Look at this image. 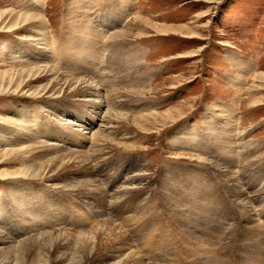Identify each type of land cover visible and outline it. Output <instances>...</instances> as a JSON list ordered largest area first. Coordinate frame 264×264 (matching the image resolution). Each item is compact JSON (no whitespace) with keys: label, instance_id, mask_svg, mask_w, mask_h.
Segmentation results:
<instances>
[{"label":"rangeland","instance_id":"374dc122","mask_svg":"<svg viewBox=\"0 0 264 264\" xmlns=\"http://www.w3.org/2000/svg\"><path fill=\"white\" fill-rule=\"evenodd\" d=\"M43 1L40 6L38 0H0V13L5 10L42 13L52 38L50 51L54 59L51 63L61 75L71 78L65 64L72 63L85 70L78 72L80 77L99 76L103 90L105 88L108 95L111 92L109 101L113 112L136 116L142 107L147 113L161 114L178 107L183 113L175 122H168L160 133L145 134L131 126H118L108 138L121 142L122 147L107 143V147L111 146L104 154L105 160L98 159L91 174V178L99 179L103 194L74 195L51 187L45 176L38 180L4 178V174H18L29 162L14 153L20 148L18 143L4 145L1 133H14L17 140L22 141L25 136L14 131H18L15 127L22 119L23 107H30L45 124L51 139L49 144L58 142L57 137L63 134L69 139L67 147L74 153L87 151L90 144L82 141L79 130L89 128L85 123H94L92 131L98 130L107 108L98 114L90 107L91 103L82 102L78 97L72 99L70 90L50 101L23 93L1 94L0 229L17 231L20 226H32L24 217L25 209L12 200L16 190L24 189L36 193L28 194L36 201L31 203V209L28 208L49 214L57 219L56 223H66L63 231L90 232L104 224L105 219L121 226L129 243L149 264H199L196 262L201 256L207 257V264H264V258L260 262L250 261L256 253L251 247L256 243L264 251V102L258 106L253 104L264 100V81L253 82L258 74L264 77V0ZM135 18L147 22V35L137 39L129 37L122 50L117 52L108 39L115 32L113 30L107 35L105 44L97 43L96 46L94 38H90L92 47L84 48L86 35L83 34L89 25L90 28L100 26L102 31L110 20L118 19L120 31L137 35L141 24ZM110 27L113 29L115 25ZM28 35H31L29 27L15 32L0 30V82L4 73H11L20 65L18 59L9 58L7 53L18 44L26 45L29 50L33 48L24 40ZM45 84L47 81L43 77L42 80L34 79L29 86L37 88ZM240 84L244 89L240 97H236L235 86ZM114 103L118 107L113 106ZM57 106L72 115H57L52 111ZM94 111L96 117H93ZM70 119L79 125H68L66 122ZM53 130L58 134L50 135ZM222 133L226 137L224 144L218 143L222 138L217 134ZM49 150L52 148L44 153L35 152L36 155L52 153ZM216 165L233 170L239 190L228 188L219 170L214 169ZM80 172L72 171L70 175L80 176ZM134 177H140L142 185H134L136 189L120 195L127 180ZM241 199L249 203L246 208L250 211L238 203ZM37 201L44 202L41 205ZM199 211L202 214L208 211L201 214L200 224L194 216L191 220L195 225L190 226L179 218L181 214L191 216ZM210 212L215 217L213 220L209 218ZM34 217L36 221L38 217ZM209 221L210 229L215 230L205 234L204 223ZM42 227L35 225L41 230V236L53 231L49 226ZM19 234L7 237L23 241V237H17ZM153 241L163 244L157 251L161 256L156 250L149 251L150 245L156 246ZM69 242V246L61 243L50 258L55 259L59 252H66L69 258L79 255L75 239ZM9 246L0 241V255L6 259L13 255L10 257L13 263L15 255ZM201 249L207 254L196 258L197 261L188 259L191 253H200ZM259 253L264 255L261 250ZM117 259V253L101 251L88 257L87 264H115Z\"/></svg>","mask_w":264,"mask_h":264},{"label":"bare ground","instance_id":"6f19581e","mask_svg":"<svg viewBox=\"0 0 264 264\" xmlns=\"http://www.w3.org/2000/svg\"><path fill=\"white\" fill-rule=\"evenodd\" d=\"M38 1H39V5L43 6L44 1L43 0H38ZM127 19H128V17H126L125 21ZM107 20L108 19L105 17L104 21H107ZM117 20H110L109 25L101 24L102 26L104 25V29L102 31L99 29L100 26L98 27L96 25L98 28H96V27L90 28L89 26H91V25H89V26L87 25L88 27H86V29H85L86 33L83 34V35H86V37L83 39V41H85V43L83 44V46L85 45L84 48L86 46H87V49H90L92 47V43H90V40H91L90 38H94L96 46L98 44L101 45L102 42H104V41L107 42L109 39V41L111 40V43L113 44L112 46H115L116 51L118 52V51L122 50V47L125 45L124 42H126V40L129 37H133V38L137 39V38H140V37L147 35V31H148L147 22H145L142 18L136 19L137 22H139L141 24V29L139 30V33H137V35H134L131 32H127V31H120L121 25L118 26L119 20L118 21ZM111 24L115 25V27L113 29L110 27ZM24 27H29L30 31H31V35L26 36L24 40L29 45H32L33 48H31L29 50L26 45L18 44L14 50L7 53L9 58L18 59L20 62V65H19V68L16 69L15 71H13L11 73H6V74L4 73V75L2 77V81L0 82V95L3 93H8V92H12V93H16V94L17 93H23V95H27L29 97H36L38 99H47L50 101V100H56V99L61 98V95H63L64 92H66V91L68 92L70 90L73 93V95L71 96L72 99L78 97V98H81L82 102L91 103L90 107L93 108L92 110H96V113L98 112V114H99L103 109H105V107L107 108V110H106L104 116L102 117V119H100L101 125L99 126L98 130H96L95 132L92 131V126H94V123H91V124L88 123L87 125L85 123V126H89V128H85L86 131L81 130V129L79 130V131H82V133L79 135L80 137H82V141L87 143V145H88V143L90 144L89 150L74 153L72 150H70L67 147L68 146L67 142H69V141H67L68 137L64 136L63 134L62 135L59 134L60 136H58L56 139V141H58L60 143L51 142V144H49L51 139H50V136L47 135L49 132L45 129V126H44L45 124H43L42 120L38 118L39 116H37V113L35 112L34 109H32L30 107H23L22 119L20 122H18L16 124V127H15V128H17L18 131H14V132L21 133L25 136L22 139V141H18L17 138L15 137L14 133L4 131L1 134H2V138H4V141H3L5 143L4 145L10 144V143H18L20 145V148H17V150L14 151V153L17 154L19 156V158L28 159L29 165L27 167H25V169L20 171L18 174H14V175L4 174L3 176H4V178H7V177L16 178L17 177V178L37 179V180L38 179H44L43 177L45 176V179H46V177L49 178V182L51 183L50 184L51 187H53L57 190H60L62 192H66V193H70V194H74V195H80V194H84V193H86V194H95V193L103 194L104 190L100 185L101 183L99 182V179L91 178V174L94 173L93 168H94V165L97 162H99L98 159L102 158L105 160L104 157H106V156H104V154L108 153V151H109L108 147L111 146V144L113 145V143H115L116 146L122 144L119 141L115 142V140L113 138H110V139L108 138L111 134L113 135V130H115L118 126L127 125L128 127L131 126L135 129H137L139 132H142L145 134L146 133L159 132L161 129H163L165 127V125H167L168 122H175L176 119L180 118V116L182 115L183 112L180 113V109L178 107L171 109L169 111L167 110L168 112L162 113V114H161V112L158 113V112H152V111L147 113V112H145L146 110H143L144 107H142V109H140L141 113H138L136 116H131L129 114L127 115V114H120L117 112H113V107L110 105V101H109L110 100L109 96L111 97V92H109V95H108L107 90H105V88H104V90L106 92L103 90L102 79H100L99 76L93 77L90 75H86V76L84 75V76L80 77V74L78 72L84 73L85 70L82 69L81 67H78L77 64L73 65L72 63L66 62L67 64H65V67L67 68L69 73L72 74L71 78H70V77H66V74H65V76L61 75L55 69V67L52 65L51 61L54 59L53 58L54 53L52 55L51 52H53V51H50L51 50V44H52V38L50 35V27H49L48 21H46V18L42 15L41 12H39V13H19L15 10H5L4 12L0 13V30H7V31L15 32V31H19L21 28H24ZM81 28H82V26H81ZM138 28H140V27H138ZM111 30H113L115 32H113L111 37L108 38L106 41L105 39L107 38V35L110 36ZM123 30H125V29H123ZM105 42H104V44H105ZM24 44H26V43H24ZM100 45H99V47H101ZM122 55H124L123 52H122ZM135 57H136V55H135ZM58 58H60V57H58ZM61 58H64V57L62 56ZM122 59H123V56H122ZM128 65H129V63H128ZM122 69H123V67H122ZM90 70H91V68H90ZM116 71H118V70H116ZM120 72L123 73L122 70ZM244 74H246L245 75L246 77L248 76L247 72H245ZM43 77L47 81V84H45L43 86H39L37 88L29 86L31 81H33L34 79L42 80ZM261 77H262L261 74L254 76L253 82L258 80V79L261 81H264V77H262V78ZM245 81H246V79H245ZM235 87H236L235 88V91H236L235 95H236V97H240V94L244 88L242 87V85L241 86H235ZM250 90L251 89H249V91ZM81 91H83V92H81ZM112 92H113V90H112ZM121 92H123V91H121ZM106 93H107V95H106ZM249 98H251V97H249ZM119 99L121 100V98H119ZM246 100L249 101V99H246ZM122 101H121V103H122ZM263 102H264V100L262 99V100H258L256 102H254V103L252 102V103L255 106H258V104L261 105V104H263ZM123 103H126V102H123ZM114 105H117V104L114 103L113 106ZM117 107H118V105H117ZM52 111H55L54 113H57V115L58 114H62L63 116L72 115L69 112L66 113V111H64V109L62 107L60 108L59 106H57L56 108H53ZM94 113H95V111L93 112V117H96V114L94 116ZM81 122H83V121H81ZM223 122H224V124H226L225 121H223ZM66 123L68 125H79L77 123H73L71 119L68 120ZM32 127L36 128V129L33 130ZM80 127H82V126H80ZM88 130H91V131L89 132ZM223 130H225V129H223ZM117 133H118V131H117ZM123 133H124V131H123ZM241 133L243 134L242 131H241ZM241 133H240V135H241ZM51 134L56 135L58 133H56V131L53 130V131H51L50 135ZM223 134L224 133H222L221 135L217 134V137L221 136L219 138H222L221 140L220 139L218 140V143L221 142L224 144V142H225L224 139H226V137L225 136L223 137ZM88 135H90V136L88 137ZM140 135H142V134H140ZM122 137H123V135H122ZM129 140H131V139H129ZM27 141H28V143L26 145ZM134 141H135V139H134ZM244 141H245V139H244ZM107 143H111V144L107 147V145H106ZM139 143H141V142H139ZM36 144H39V146L35 147ZM73 145H75V144H73ZM123 146H125V145L123 144ZM224 146L225 145H223L222 147H224ZM78 147L84 148V145H79ZM121 147H122V145H121ZM140 147H142V146H140ZM48 148H50V149L52 148V150H49V152H52V153H47V154L45 153L42 155L41 154L36 155V152H35L36 150H39L40 152L44 153V150H47ZM118 148H119V146H118ZM116 150H117V148H116ZM138 150H140V149H138ZM129 151L130 150H128V152ZM122 152H123V150H122ZM134 153H136V152H134ZM97 155H99L98 158H97ZM36 159H38V160H36ZM200 160H202V159H200ZM251 162H253V161H251ZM215 168H217L219 170L220 177L223 179L224 183L228 186V188H230V189L235 188V189L239 190V186L237 185L239 183H236L237 180H236L235 174L232 172L233 171L232 169H231L232 171H230L228 169L226 170V169L221 168V166L219 167L217 165L214 166V169ZM72 171H81L80 172L81 175L71 177L70 174ZM139 176H140V174H139ZM139 178L140 177H137V178L134 177L133 180H127L125 186L123 187L121 192H119V194L120 195H122L121 193L127 194V191H129V189H132V190L136 189V188H133L134 185H142L143 182H141V180ZM138 179H139V183L137 184ZM142 181H144L143 178H142ZM27 191L28 190L25 191L24 189L16 190V193H14L12 195V200L14 202L17 201V203H18L17 205L20 208L25 209L24 217H25V219L27 218V222H29L28 224L32 225V226L30 228L20 226L17 231H16V229L15 230L12 229L10 231H7V229L6 230L0 229V241H4L5 244L10 245L9 247H12V249H13L12 254L15 255V258L12 260L13 263H11V258H10V257H13V255L8 257L9 258V259L7 258L8 260L6 259V257L3 258L2 257L3 255L2 256L0 255V264H87V258L88 257L90 258L94 255L95 252H101V251H105V252H112L113 251V252L117 253L118 259H117L115 264H149L134 249L133 245L131 243H129L124 231L120 228L121 226L114 224V222L112 223V221L110 222L109 219L104 218L105 219L104 224L98 225L97 227L95 226L96 228H94V230H92L90 232H87V231L85 232V230H83L82 232H79L77 234L76 233L73 234L70 232L63 231L62 228H66L65 227L66 223L65 224L56 223L57 219L51 218V216H48L49 214L47 215L45 212H39L37 210L36 211L30 210L31 209V207H30L31 203H34L36 201H33L31 198H29L30 195H28V194H36V193L35 192L28 193ZM242 191H243V189H242ZM117 196H119V195H117ZM37 202L42 205L44 201L43 202L37 201ZM238 203L240 205H242L245 209H247V210L249 209V208H246V207H249L248 206L249 203L246 202L245 200H243V199H241V201L238 200ZM28 207H30V209ZM43 207H44V205H43ZM248 211H250V210H248ZM203 212H204L203 214L205 215V213H207L208 211L207 212L203 211ZM201 214H202V212H200V211H199V213H193L191 216L181 214L179 216V218H181V220H183V221H186L190 226V225L194 224V223H192L193 220H191V218L193 216L195 217L197 224H200L199 222H202V218H203L202 215L203 214L202 215ZM215 214H217V213H215ZM220 214H218V216ZM210 215H211L209 217L210 220H213L215 217L212 216L211 212H210ZM34 216L38 217L37 219L39 221L36 219L37 223L35 221ZM18 217H19V215H18ZM62 217H63V215H62ZM20 218H21V216L19 217V219ZM205 220L208 221L207 219H205ZM183 221H180L179 223L184 224ZM212 223H214V222L212 221ZM36 224H40L43 227L49 226V227H51V229H53V231L43 233L41 236L40 235L41 233H39V231H41V230L35 228ZM72 224H74V223H72ZM72 224L70 226H73ZM210 228H211L210 221L208 223H204L203 231L205 232V234L209 233L210 231L215 230L214 228H212V229H210ZM17 233L18 234L20 233L17 237H19V236L23 237V239H24L23 241L21 240L19 242L17 240H13V239L7 237V236H12V235L17 234ZM35 233H38L37 235H39L40 237L37 235H34ZM35 236L37 238H35ZM72 239H75L74 246H75L76 250L79 251V253H80L79 255L77 254V256H74L73 258L72 257L69 258L68 254L66 252L65 253L59 252V253H57V256L55 257V259L52 260L50 258V254L52 252L59 250L58 248L61 245V243H64V246L65 245L69 246V245H71L70 244L71 242H69V241H72ZM153 242H151V243L153 244ZM17 244H19V245L17 247H15ZM154 244H156V243L154 242ZM161 245L163 246V244H161ZM161 245L156 244V246H154V247H151L152 245H150L149 251H151L153 249V250H156V252H157L158 250H160L159 246H161ZM253 245L254 244L251 243V246H253ZM196 247H198V246H196ZM196 247H195V249H196ZM251 248L256 249V253H255V256H252L253 259H251L250 261L255 260V262H260L264 258V255L262 256V254L259 253V250H261V252H263V254H264V251L262 250L261 245L256 243ZM31 249H34V250L32 251ZM200 251H201L200 253H196V252L191 253L189 255L188 259H190V260L194 259V261H197L196 258H198L201 255L207 254V252L202 250V249ZM151 253H154V252L152 251ZM157 253L159 256L162 255L160 252H157ZM26 258H28V260H26ZM196 263L207 264V257L201 256L200 261L196 262Z\"/></svg>","mask_w":264,"mask_h":264}]
</instances>
